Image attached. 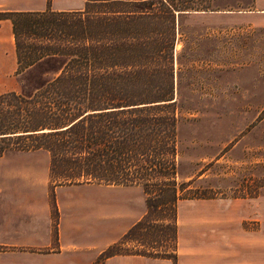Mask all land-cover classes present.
<instances>
[{
    "label": "trees",
    "instance_id": "obj_1",
    "mask_svg": "<svg viewBox=\"0 0 264 264\" xmlns=\"http://www.w3.org/2000/svg\"><path fill=\"white\" fill-rule=\"evenodd\" d=\"M191 10L173 0L0 10V19L11 23L16 73L44 57L64 60L58 74L31 95L0 94V156L44 150L55 185H135L144 194L145 214L112 245L128 241L139 248L104 258L174 261L176 203L215 196L210 187L190 188L193 179L176 180L174 24L176 15ZM201 173L196 180L205 179ZM158 213L169 219L154 218Z\"/></svg>",
    "mask_w": 264,
    "mask_h": 264
},
{
    "label": "rangeland",
    "instance_id": "obj_2",
    "mask_svg": "<svg viewBox=\"0 0 264 264\" xmlns=\"http://www.w3.org/2000/svg\"><path fill=\"white\" fill-rule=\"evenodd\" d=\"M44 1L48 6L50 0ZM173 2L192 9L176 15L174 24L172 99L179 119L176 180L193 179L189 185L192 189H214L215 196L201 200L207 204L197 209L218 214L226 211L224 219L219 217L215 221L223 220L226 225L234 223L247 230L253 238L255 262L264 264V25L251 23L249 20L256 21V18L242 12L251 0ZM233 11L236 13L226 14ZM63 61L61 57H49L19 73L15 70L1 73L0 94L31 95L58 74ZM10 159L18 167V176L15 182H9L0 173V194L14 195L16 200L15 205L12 202L2 205L0 201L2 219L4 213L15 207L16 219L20 221L15 228L19 237L28 238L23 230L29 228L30 216L47 215L46 225L51 230L47 238L38 237L43 248L17 249L13 264H43L35 261L40 257L30 256V253L59 251L58 234L54 232L59 212L68 221L84 220L88 213L103 211L105 204L136 209L135 212L140 213L138 219L146 212L139 186L55 185L48 176L46 152ZM199 173V177L205 179L196 180ZM126 189L135 190L137 195ZM163 215L158 213L154 218L169 219ZM112 224L115 226L114 222ZM2 226L0 223V238L5 236ZM9 229L13 230L10 226ZM95 233L90 226L77 233H65L63 243L83 245L85 250L99 243L100 235ZM121 236L104 248L91 264H100L108 254L139 248L135 242L128 241L120 247H112ZM83 258V252L65 250L49 262L79 264Z\"/></svg>",
    "mask_w": 264,
    "mask_h": 264
},
{
    "label": "crops",
    "instance_id": "obj_3",
    "mask_svg": "<svg viewBox=\"0 0 264 264\" xmlns=\"http://www.w3.org/2000/svg\"><path fill=\"white\" fill-rule=\"evenodd\" d=\"M83 3L82 0H50L47 6L44 0H0V10L41 11L46 7L52 10H78L83 7ZM242 12L256 18V21L250 19L249 21L251 23L254 22V24L264 25V0H251L246 10ZM231 13L234 14L236 12L233 11L226 14ZM45 58L49 57H44L39 61ZM36 63L25 70L32 68ZM15 69L16 57L11 23L8 19H0V74H7ZM41 152L46 151L4 152L0 156V173L5 176L9 182H15L18 176V167L10 161V158L31 156L32 154ZM22 168L23 167L19 169L21 170ZM81 185L90 184H79L76 186ZM126 190H132L137 195L136 191L133 189ZM57 199L58 195L56 194V201ZM15 200L16 197L14 195L0 194L2 205L11 202L15 205ZM201 200L203 199H184L177 202L176 249L174 261L168 258L117 254L104 258L100 264H256V251L252 248L251 239L253 238L250 237V233L240 225L236 226L234 223H232V225H226L223 220L215 221V219L219 217L224 219L226 211L218 214L207 209L200 208V210H198L197 207H203L207 204L206 202H201ZM105 205L106 207L103 211H98L97 214L92 212L91 215L88 213L84 216V220H76L73 218V221H68L64 219L59 212L56 229L54 230V232L58 234L59 251L57 253H44L41 255L30 253V256L40 257L39 260L35 261L43 262V264H50V258L55 260V257H59L65 250L80 251L84 253V258L82 263L79 264H91L94 258H96L104 248L126 232L131 225L139 220L138 218L140 216L139 211L135 212L136 209H132L127 205L122 208L109 204ZM14 210L15 207L13 210H10V212L4 213L3 219L0 215V223H3V228L1 229L3 235L5 234L3 238H0V264H13L12 262L16 260L14 257L18 256L16 250L19 248H43L42 242L38 241V237L42 235L44 238H47V235H49L51 231L46 225L48 219L47 215L40 218L30 216L27 223L29 228L23 230L28 234V238L24 236L19 237L15 228L20 221L16 219L17 214ZM230 217L232 216H229V218ZM108 221L114 222L115 226L112 222L107 223ZM9 226L12 227L13 230L9 229ZM88 226L94 229L96 232L95 234L100 235L98 244L83 250V245H65L63 243L65 233H77ZM44 238L41 237V239ZM18 244H24V246H18ZM22 259H24V257H22Z\"/></svg>",
    "mask_w": 264,
    "mask_h": 264
}]
</instances>
